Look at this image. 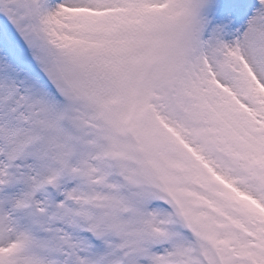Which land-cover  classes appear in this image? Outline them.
<instances>
[{"label": "snow or ice", "instance_id": "snow-or-ice-1", "mask_svg": "<svg viewBox=\"0 0 264 264\" xmlns=\"http://www.w3.org/2000/svg\"><path fill=\"white\" fill-rule=\"evenodd\" d=\"M0 264H264V0H0Z\"/></svg>", "mask_w": 264, "mask_h": 264}]
</instances>
